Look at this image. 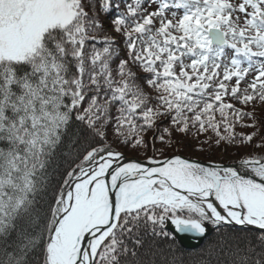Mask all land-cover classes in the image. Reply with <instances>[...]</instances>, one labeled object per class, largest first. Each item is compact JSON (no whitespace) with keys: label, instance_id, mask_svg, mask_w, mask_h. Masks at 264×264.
Segmentation results:
<instances>
[{"label":"snow or ice","instance_id":"snow-or-ice-1","mask_svg":"<svg viewBox=\"0 0 264 264\" xmlns=\"http://www.w3.org/2000/svg\"><path fill=\"white\" fill-rule=\"evenodd\" d=\"M257 100L264 0H0V264H264V154L165 155L193 129L264 149ZM209 225L240 229L156 240Z\"/></svg>","mask_w":264,"mask_h":264},{"label":"trees","instance_id":"trees-1","mask_svg":"<svg viewBox=\"0 0 264 264\" xmlns=\"http://www.w3.org/2000/svg\"><path fill=\"white\" fill-rule=\"evenodd\" d=\"M156 7L155 4L152 5V8L154 9ZM151 10V9H150ZM171 11H176L177 15H182L183 10L182 9H172ZM170 15V12H169ZM103 19V16L101 17ZM228 56L230 57L232 55L231 51L228 50L227 52ZM146 91H148L146 89ZM258 104L262 105L264 107V103H261L259 100L255 102L254 105H249L247 110H251L252 108L255 109V114L258 117V123L262 125L261 131L264 132V109L261 110V108L256 107L255 105ZM237 107H241V105L237 104ZM246 122H250V118H245ZM168 124L165 122L160 127H167ZM73 132L78 133V127L74 124L72 127ZM254 131L251 127H242L237 126L236 132L237 133H250ZM108 136H109V142H112L114 140V137L112 136L111 129L108 130ZM213 137L214 139V133H212L211 130L208 131L206 134H200L199 136L196 135V130L193 129L191 132H189L187 135L174 132L172 136L173 144L169 147L165 155L172 156V155H181L186 158L190 159H197L203 162H213V163H222L225 165L230 164L233 161H238L242 156H247L249 154H264V149H259L256 147V143L259 140V137H257L251 144H248L245 142V144L237 146V145H229L228 143L222 141L220 145H216L214 142L211 143H205V141H208L209 137ZM146 139L149 140V143L152 142L153 137V131H147L145 133ZM156 147H161L159 141H155ZM113 148L118 149L119 151L123 152L125 155L137 158V159H145L147 156H152L154 153L152 152L151 148L147 151V153L142 149H132L130 147H125L123 144L120 143H112ZM67 155V153H64ZM158 156V154H155ZM66 167V164L62 165L61 172L63 171V168ZM61 176L58 173L56 175V180H60ZM55 183V181H54ZM240 227H234V226H225L221 229L220 233H217L215 229L212 227L211 233L205 238V240L201 243L199 247L196 249H184L177 241L166 239L164 237H157L156 240L162 247H167L170 244H174L176 248L180 249L184 252H192V253H198L200 250L207 248V246L211 243H216L221 240L222 234L225 233H233L238 232Z\"/></svg>","mask_w":264,"mask_h":264},{"label":"water","instance_id":"water-1","mask_svg":"<svg viewBox=\"0 0 264 264\" xmlns=\"http://www.w3.org/2000/svg\"><path fill=\"white\" fill-rule=\"evenodd\" d=\"M125 157H126V160L123 162H128L130 160H137V161H143V162L147 163L146 158L145 159H137V158H133V157H127V156H125ZM182 157H184V156H182ZM184 158H186V157H184ZM192 160L199 161V162H202L204 164L209 163V162H203V161H200L197 159H192ZM231 226L240 227V226H236V225H231ZM168 229L173 230V226L171 224H169ZM210 232H211V227L209 226L208 234L203 238H199V237L193 236L191 234H187V235L186 234H177L176 239H177L178 243L184 249H188V250L196 249L197 247H199L201 245V243L205 240V238L209 235Z\"/></svg>","mask_w":264,"mask_h":264},{"label":"rangeland","instance_id":"rangeland-1","mask_svg":"<svg viewBox=\"0 0 264 264\" xmlns=\"http://www.w3.org/2000/svg\"><path fill=\"white\" fill-rule=\"evenodd\" d=\"M257 105H258V104H256L255 106L258 107V108H261V110L264 109V107H263L262 105H259V106H257ZM124 155H125V154H124ZM125 156H127V155H125ZM127 157H130V156H127ZM209 226L211 227V231H212V226H211V225H209ZM234 227H235V226H234ZM210 233H211V232H210ZM210 233H209V234H210Z\"/></svg>","mask_w":264,"mask_h":264},{"label":"bare ground","instance_id":"bare-ground-1","mask_svg":"<svg viewBox=\"0 0 264 264\" xmlns=\"http://www.w3.org/2000/svg\"><path fill=\"white\" fill-rule=\"evenodd\" d=\"M123 163V162H122Z\"/></svg>","mask_w":264,"mask_h":264}]
</instances>
